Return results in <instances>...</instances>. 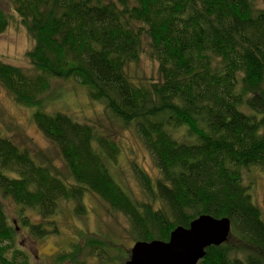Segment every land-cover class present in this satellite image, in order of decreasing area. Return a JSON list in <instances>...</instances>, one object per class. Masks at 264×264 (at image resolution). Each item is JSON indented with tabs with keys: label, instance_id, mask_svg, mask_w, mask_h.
Listing matches in <instances>:
<instances>
[{
	"label": "trees",
	"instance_id": "1",
	"mask_svg": "<svg viewBox=\"0 0 264 264\" xmlns=\"http://www.w3.org/2000/svg\"><path fill=\"white\" fill-rule=\"evenodd\" d=\"M258 1L0 0V34L16 23L33 41L25 53L29 69L0 61V85L30 111L66 171L0 135V264H33L3 199L18 207L22 227L37 242L58 232L62 202L84 214L86 195L122 214L134 243L167 241L173 228L202 214L226 217L228 239L206 248L198 264H264V194L260 204L253 196L256 170L264 177V8ZM144 56L157 64V78L130 75L129 66ZM57 80L78 84L111 125L141 141L157 176L128 163L139 197L111 172L120 154L117 133L49 109L62 100L52 88ZM24 209L38 222L23 216ZM118 245L110 239L72 244L58 263L84 264V247L114 263L115 256L104 254L110 248L116 255Z\"/></svg>",
	"mask_w": 264,
	"mask_h": 264
},
{
	"label": "rangeland",
	"instance_id": "2",
	"mask_svg": "<svg viewBox=\"0 0 264 264\" xmlns=\"http://www.w3.org/2000/svg\"><path fill=\"white\" fill-rule=\"evenodd\" d=\"M1 6L7 10L5 3H1ZM258 6L264 8V0H259ZM32 47L33 41L28 37L24 28L12 23L5 32L0 34V61L27 70L30 65L25 53ZM128 71L131 76L144 80L157 78V64L145 56L140 59L139 63L131 64ZM77 86L78 84L67 80L53 82L52 88L55 92H60L62 100L63 98L67 99V104H63L61 100L59 103L49 106V109L60 110L72 115L78 122L103 126L105 133H110V135L117 133L120 154L117 156L111 172L131 194L133 189L136 196L139 197L140 188L128 163L138 165L148 176L155 178L157 171L149 153L131 130H119L115 124L111 125L102 106L92 104L84 96L83 88L80 86L77 88ZM0 135L8 137L18 147L30 149L32 155L41 151L49 159H52L53 165L61 173L66 175L64 165L57 155L56 147L42 135L30 120V111L15 104L1 85ZM256 179L259 180V183L253 196L256 203L260 204L264 194V177L259 175L257 170ZM97 200L86 195L83 198L85 213L81 215H74L71 211L74 207L73 202H62L59 213L55 217L58 232L37 240V242H32L28 237L27 229L22 227L17 215L18 207L9 199H3L2 202L9 222L15 226L17 242L28 254L33 264H68L67 261L58 263V257L69 252L72 249V244L78 243L80 247L87 246L92 240L108 242V239L119 243L116 255L115 251L110 248L105 251L106 253L104 252V255L115 256L114 263L109 259H103L95 252L88 255L87 252L90 250L84 251L85 247L79 254V262L81 260L84 264H124L129 258L130 249L134 243L129 233V222L122 214L110 212L102 202L99 203L100 201ZM22 214L28 217L31 223L38 222V216L31 210L24 209ZM109 245L111 247L112 244Z\"/></svg>",
	"mask_w": 264,
	"mask_h": 264
},
{
	"label": "water",
	"instance_id": "3",
	"mask_svg": "<svg viewBox=\"0 0 264 264\" xmlns=\"http://www.w3.org/2000/svg\"><path fill=\"white\" fill-rule=\"evenodd\" d=\"M228 218L202 214L187 227L176 226L167 241H136L124 264H198L205 249L223 244L230 234Z\"/></svg>",
	"mask_w": 264,
	"mask_h": 264
}]
</instances>
